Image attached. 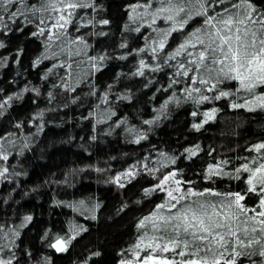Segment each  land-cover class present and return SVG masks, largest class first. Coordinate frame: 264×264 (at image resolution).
I'll return each instance as SVG.
<instances>
[{
    "label": "trees",
    "instance_id": "16d2710c",
    "mask_svg": "<svg viewBox=\"0 0 264 264\" xmlns=\"http://www.w3.org/2000/svg\"><path fill=\"white\" fill-rule=\"evenodd\" d=\"M253 2L264 9V0ZM94 3L96 11L81 10L76 21V27L81 23L87 27L79 33L76 27L70 29L73 37H85L88 45L86 55L76 57L84 63L74 65L69 82L74 92L53 87L65 77V69L53 68V64L68 62V58L53 57L59 49L47 48L43 37L32 36L34 25H26L21 18L10 25L11 31H0L4 44L0 48V101L22 94L5 105L0 115V137L5 138L0 143L9 153L8 161H0V169L8 168L6 178H0V225L7 232L6 237L0 233V244L10 246L3 255L8 259L14 254L13 264H120L138 239L137 222L163 194L144 195V189L157 181L142 170L124 188L111 182L115 176L132 165L159 167L158 161L166 162L160 153H165L179 157L165 171L183 169V178L196 181L200 188L243 194V180L214 178L213 184L204 180V171L222 159L234 161L228 166L231 171L242 162L238 158L249 155L246 148L264 141V112L233 110L227 99L202 105L185 102L182 85L163 90L168 88L173 68L146 69L143 76L135 75L140 59L152 66L156 63L149 53L134 52L144 46L149 30L137 33L125 28L138 26L129 21L128 9L136 0ZM105 19L110 23H99ZM198 24L199 20L192 27ZM180 39L176 37L172 48ZM122 43L127 47L121 48ZM102 54L108 58L99 71H93L88 56ZM122 55L126 59H119ZM37 58L41 63L34 67ZM226 86L234 89L236 84L227 82ZM174 91L181 103H170L162 113L161 105ZM212 107L219 109L215 118L195 130L192 125L201 123L203 112ZM194 110L200 114L193 117ZM145 120L155 122L149 125ZM140 134L146 139L134 143ZM196 145L200 147L197 156L187 159L185 149ZM257 201L258 197L250 195L245 203L254 207ZM26 216L32 220L20 227ZM12 230L20 235L14 237ZM57 238L71 240L66 251L51 247ZM97 252L100 255H94Z\"/></svg>",
    "mask_w": 264,
    "mask_h": 264
},
{
    "label": "snow or ice",
    "instance_id": "6c2138e0",
    "mask_svg": "<svg viewBox=\"0 0 264 264\" xmlns=\"http://www.w3.org/2000/svg\"><path fill=\"white\" fill-rule=\"evenodd\" d=\"M89 8L96 11L94 0H0V31H11L10 25L21 18L26 25H34L36 31L32 36L43 37L47 48L59 49L52 53L53 57L65 55L68 58V62L53 64V68L65 69L62 84L53 87L74 92L75 88L69 84L74 65L84 63L76 57L86 55L84 49L88 45L85 37H73L70 29L76 27L81 10ZM128 9L129 21L138 26L129 28L125 25V28L137 33L142 28L149 30L144 46L134 52L137 55L149 53L156 62L152 66L140 59L135 75L143 76L146 69L156 72L164 66L173 68L168 88L163 90L182 85L180 92L185 102L191 100L202 105L227 99L233 110L264 112V9L257 7L253 0H136L128 5ZM197 20L198 26L192 27ZM99 23L107 25L110 22L105 19ZM83 27L87 24L81 23L76 32ZM177 36L182 39L172 48ZM3 47L0 42V48ZM120 47L127 45L122 43ZM107 58V54L88 56L87 62L93 71H99ZM119 59L126 57L122 55ZM40 63L41 59L37 58L33 66ZM227 82H234L236 87L227 88ZM21 95L13 94L0 101V115L5 105L20 99ZM49 97L54 98L51 92ZM173 102L181 103V97L175 91L161 105L162 113ZM218 111L212 107L203 112L204 120L192 127L199 131L203 124L215 118ZM199 114L198 110L191 113L193 117ZM154 122L145 120L143 123L151 125ZM127 131L134 132L135 129ZM4 139L0 137V141ZM144 139L146 136L140 134L133 142L140 143ZM199 151V145L185 149L186 158L197 156ZM246 151L249 155L238 158L242 162L231 171L228 166L234 161L230 159L210 163L204 171V180L213 184L214 178L243 180L246 185L243 194L220 192L212 187L200 188L196 181L183 178V169L172 167L165 171L179 159L165 153H160L166 162L158 161L159 167L149 168L144 163L138 169L132 165L115 176L111 182L124 188L125 182H131L142 170L157 181L144 189V195L163 194V199L152 211L137 222L138 239L132 245L130 256L120 264H242L244 260L248 264H264V141L250 145ZM8 159L9 153L0 143V161ZM7 173V167L0 169V178H6ZM250 195L258 197L254 207L245 203ZM31 220V216H26L20 227ZM4 228L0 225V233L6 237ZM12 232L14 237L20 235L18 231ZM70 242V239L57 238L51 247L63 252ZM6 248L10 246L0 244V264H13L14 254L4 258Z\"/></svg>",
    "mask_w": 264,
    "mask_h": 264
}]
</instances>
